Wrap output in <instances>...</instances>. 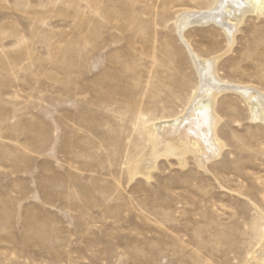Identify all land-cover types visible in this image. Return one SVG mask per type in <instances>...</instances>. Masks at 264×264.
Instances as JSON below:
<instances>
[{"label":"rangeland","instance_id":"1","mask_svg":"<svg viewBox=\"0 0 264 264\" xmlns=\"http://www.w3.org/2000/svg\"><path fill=\"white\" fill-rule=\"evenodd\" d=\"M213 4L0 0V264H250L264 123L242 97L217 98V158H160L149 179L127 170L146 126L182 114L197 86L177 17ZM184 38L203 58L223 54L221 80L264 92V11L228 51L212 24Z\"/></svg>","mask_w":264,"mask_h":264},{"label":"bare ground","instance_id":"2","mask_svg":"<svg viewBox=\"0 0 264 264\" xmlns=\"http://www.w3.org/2000/svg\"><path fill=\"white\" fill-rule=\"evenodd\" d=\"M263 11L264 0H214L210 8L186 10L177 17L174 24L177 36L196 70L197 86L182 114L157 119L146 126L147 149L128 165L131 179L136 176L149 179L160 158L175 159L179 166H184L187 154L197 157L201 164L217 158L225 147L216 130L221 121L216 112L217 98L227 92H234L244 99L251 120L264 123V92L221 80L216 64L223 54L203 58L184 38L188 28L212 24L225 34L228 51L244 17L247 14L262 15ZM249 260L250 264H264V237Z\"/></svg>","mask_w":264,"mask_h":264}]
</instances>
